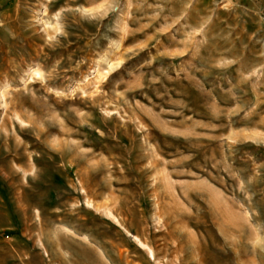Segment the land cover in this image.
I'll use <instances>...</instances> for the list:
<instances>
[{
	"label": "rangeland",
	"instance_id": "374dc122",
	"mask_svg": "<svg viewBox=\"0 0 264 264\" xmlns=\"http://www.w3.org/2000/svg\"><path fill=\"white\" fill-rule=\"evenodd\" d=\"M0 264H264V0H0Z\"/></svg>",
	"mask_w": 264,
	"mask_h": 264
},
{
	"label": "bare ground",
	"instance_id": "6f19581e",
	"mask_svg": "<svg viewBox=\"0 0 264 264\" xmlns=\"http://www.w3.org/2000/svg\"><path fill=\"white\" fill-rule=\"evenodd\" d=\"M30 70H32V71L34 72L35 69H34V67H30ZM88 81H90V80H88ZM87 188H88V187H87Z\"/></svg>",
	"mask_w": 264,
	"mask_h": 264
}]
</instances>
